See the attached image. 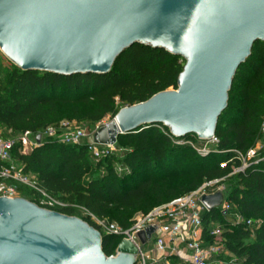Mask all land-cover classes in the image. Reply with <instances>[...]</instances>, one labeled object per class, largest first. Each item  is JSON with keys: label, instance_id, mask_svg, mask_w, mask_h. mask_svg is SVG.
Masks as SVG:
<instances>
[{"label": "trees", "instance_id": "16d2710c", "mask_svg": "<svg viewBox=\"0 0 264 264\" xmlns=\"http://www.w3.org/2000/svg\"><path fill=\"white\" fill-rule=\"evenodd\" d=\"M184 63L181 56L140 43L123 50L106 74L64 76L22 70L12 63L9 69L0 70V126L36 136L65 120L93 125L107 115L113 117L123 106L176 88ZM263 115L264 41H255L251 54L237 68L227 107L218 117V142L206 155L175 143L177 138L162 124H147L119 134L118 153L98 161L87 144H67L43 135L40 144L26 153L16 144L11 159L40 188L67 204L58 211L74 215L75 208H82L123 227L130 225L136 212L146 213L204 181L220 179L229 208L218 206L202 213L204 242H213L209 231L219 225L224 246L218 256L220 264H264V148L256 151V163L234 172L241 167L234 150L245 154L260 140ZM182 139L200 140L192 134ZM228 159L231 162L221 167ZM171 174L178 177L167 179ZM28 200L39 203L37 198ZM237 215L244 221L235 222ZM80 218L96 226L90 215ZM120 240L102 233L104 253H114ZM167 259L174 263L173 257Z\"/></svg>", "mask_w": 264, "mask_h": 264}, {"label": "water", "instance_id": "95a60500", "mask_svg": "<svg viewBox=\"0 0 264 264\" xmlns=\"http://www.w3.org/2000/svg\"><path fill=\"white\" fill-rule=\"evenodd\" d=\"M255 41H264V0H0V50L22 70L106 74L135 43L185 60L176 88L121 107L93 134L96 143L147 124L176 138L211 139ZM201 202L210 210L223 194H203ZM155 228L137 234L141 244ZM117 251L106 255L101 231L78 216L0 196V264L136 263L131 241L121 239Z\"/></svg>", "mask_w": 264, "mask_h": 264}, {"label": "built area", "instance_id": "2783aa9c", "mask_svg": "<svg viewBox=\"0 0 264 264\" xmlns=\"http://www.w3.org/2000/svg\"><path fill=\"white\" fill-rule=\"evenodd\" d=\"M110 117L107 115L102 120L97 122L98 125L103 124L105 119ZM68 121H62L59 126H48L44 129L43 136L54 137L63 143L67 144H87V150L92 157L98 161L102 158L109 156L112 153H117L115 143H96L94 141H84L88 136L85 128L78 126H67ZM60 131V133H59ZM260 132L264 133V115L260 123ZM41 141V140H40ZM177 144H187L194 148L199 154L206 155L212 148L208 144L215 145L218 142L217 137L213 136L209 140H204L203 147H198L194 144L193 140H184L182 138L174 139ZM19 144L20 152L26 153L38 146L36 136L30 131L23 132L20 137L15 139H8L0 133V161L5 162L0 166V196L16 197L18 190L16 187L5 184V179H14L19 183L32 189L39 195L38 205L57 210V208L66 207L67 204L54 198L44 189L40 188L34 177H28L23 173L22 168L17 164L11 162V151L13 147ZM256 145V144H255ZM255 146L250 148L245 154L238 150H234L236 158L240 160L241 167L234 170H243L249 163H256L258 160L256 156ZM222 152H226L223 150ZM231 159L224 161L220 164L221 167L225 166ZM220 179H213L204 181L196 189L189 193L178 196L166 203L155 206L150 211L143 213L137 212L130 220V225L123 227L115 221H109L105 218H98L93 214L85 211V214L90 215L96 228L101 233L119 236L121 239L131 241L138 249L136 254L135 264H148L145 256L140 249V241L137 234L144 231L148 226L155 225L156 228L151 234L154 235L153 249L160 255V257L167 258L171 256L181 261L182 264H220L218 256L224 252V246L221 242L223 229L219 225H214L209 231V234L214 237L213 242L205 243L203 239V226L201 216L206 210L201 202L203 194H212L215 192H222ZM223 194V193H222ZM222 209L229 208L227 202L223 198L221 204ZM244 221L241 216L235 217V222ZM251 224L250 220L246 221ZM150 237V239H151ZM117 247L114 253L109 256L117 254ZM156 261L153 260V262Z\"/></svg>", "mask_w": 264, "mask_h": 264}, {"label": "rangeland", "instance_id": "374dc122", "mask_svg": "<svg viewBox=\"0 0 264 264\" xmlns=\"http://www.w3.org/2000/svg\"><path fill=\"white\" fill-rule=\"evenodd\" d=\"M11 64L12 62L9 61L5 55L1 52L0 50V70H4V69H9L11 67ZM112 119V117H108L107 119H105V122L103 124H100L98 125L97 123L93 124V125H88V124H79L75 121H68L69 125L67 126H78V127H82V128H85L86 129V132L88 133V136L84 139V141H93V134L103 125L107 124L110 120ZM0 133L2 136L8 138V139H15L17 140L21 134L19 133H16V132H11L10 130L6 129L5 127L3 126H0ZM60 133V131H59ZM204 140H199V141H194V144L198 147H203L204 145ZM116 144V142H115ZM208 147H211L213 148V145L211 144H208ZM261 148H264V133H262V137L260 138L259 141L256 142V145H255V149L256 150H259ZM119 151V149H117ZM117 151V153H118ZM257 156V154H256ZM11 162L13 163H16L14 161H12L11 159ZM119 171L122 170V168H118ZM236 170H234L235 172ZM28 177H32V175H27ZM178 175H173L171 174L170 176H167V179H175L177 178ZM5 184L7 185H11V186H14L17 188L18 190V193H17V196H20V197H24L26 199H32V198H37L38 201H39V195L37 194H32L28 191V189H30L29 187L19 183L18 181L14 180V179H5L4 180ZM220 184L222 186V193L224 192L225 190V184L224 182L220 181ZM55 198V197H54ZM223 198H224V193H223ZM225 200V199H224ZM221 209H222V206L220 205ZM59 208V207H58ZM57 208V209H58ZM137 213V212H136ZM135 213V214H136ZM134 214V215H135ZM74 215L75 216H78V217H81L83 215H85V212L82 208H75V212H74ZM133 215V216H134ZM154 235H152L151 239L148 240L146 243L144 244H140V249L142 251V253L144 254L145 256V260L148 264H153V260H155L154 256H153V242H154ZM224 253V252H223ZM156 255V253H155ZM163 262V260H162ZM170 264H179L181 263V261H179L178 259L174 258V263L171 262V260L169 261ZM155 264H161V263H155ZM163 264V263H162Z\"/></svg>", "mask_w": 264, "mask_h": 264}, {"label": "crops", "instance_id": "0c3cea01", "mask_svg": "<svg viewBox=\"0 0 264 264\" xmlns=\"http://www.w3.org/2000/svg\"><path fill=\"white\" fill-rule=\"evenodd\" d=\"M153 253H154L153 254L154 258L156 259V261L152 262L153 264H155V263L170 264V262H169L170 260H168L167 258H164V257H160V255L155 250L153 251ZM155 253H156V255H155ZM162 260H163V262H162ZM179 264H182V263H179Z\"/></svg>", "mask_w": 264, "mask_h": 264}, {"label": "bare ground", "instance_id": "6f19581e", "mask_svg": "<svg viewBox=\"0 0 264 264\" xmlns=\"http://www.w3.org/2000/svg\"><path fill=\"white\" fill-rule=\"evenodd\" d=\"M108 131H109V135L112 136L113 135V128L112 127H109L108 128Z\"/></svg>", "mask_w": 264, "mask_h": 264}]
</instances>
